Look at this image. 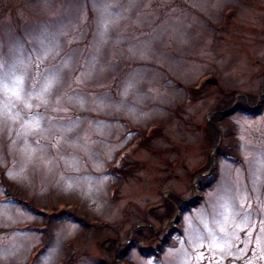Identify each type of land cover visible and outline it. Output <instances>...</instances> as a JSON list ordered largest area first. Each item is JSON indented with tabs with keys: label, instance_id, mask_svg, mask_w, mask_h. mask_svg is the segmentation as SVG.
Instances as JSON below:
<instances>
[{
	"label": "rangeland",
	"instance_id": "374dc122",
	"mask_svg": "<svg viewBox=\"0 0 264 264\" xmlns=\"http://www.w3.org/2000/svg\"><path fill=\"white\" fill-rule=\"evenodd\" d=\"M0 180V264H264V0H0Z\"/></svg>",
	"mask_w": 264,
	"mask_h": 264
},
{
	"label": "trees",
	"instance_id": "16d2710c",
	"mask_svg": "<svg viewBox=\"0 0 264 264\" xmlns=\"http://www.w3.org/2000/svg\"><path fill=\"white\" fill-rule=\"evenodd\" d=\"M194 89H196V88H194ZM229 94H231V92H229V91H226V92H223V94H222V96L221 97H219V98H217V100H219V102L217 101V102H215V106L217 105V108H220L221 109V106L223 107L224 105H226V102L231 98V95H229ZM221 102V103H220ZM240 109L241 111H242V113H245V114H247V113H250L251 115H253V114H256L257 112H256V109H254V110H251L248 106H245V102H241V101H237V106H236V108L235 109ZM215 114H217V115H219V116H221V118L224 116V114H222V113H220V111H218L217 113H215ZM208 119V118H207ZM207 119L206 120H204V124L203 125H205L204 126V128H202V129H204V131H205V133H206V135L208 136V133L209 134H211L212 135V133H211V130H209L210 128H209V126L210 125H208V121H207ZM211 121H212V119H211ZM149 130H150V128H149ZM213 138H214V136H213ZM147 139V138H146ZM144 142H146L145 140H144ZM222 152H223V150H221ZM224 153V152H223ZM226 153V152H225ZM207 160V159H206ZM206 162L207 161H205V163L202 165H199V167L198 168H196L193 172L191 171V172H189V175L190 174H194V173H198L200 170H205L206 169ZM115 172H117V170L115 171ZM121 172H123V171H121V170H119V174H121L122 175V173ZM124 172H125V170H124ZM1 181V180H0ZM205 185H207V183L205 184ZM162 201V203H163V210L162 211H160V213H158V214H156V217L157 218H160L161 216H163V217H168L169 216V214H170V212H169V210H171L170 209V203L169 202H167V200H165V201H163V200H161ZM182 203L183 202H181V205H182ZM71 219H74L75 221H79L80 220V217H78V218H71ZM81 221V220H80ZM144 230H146V232H144ZM136 231H137V233H143L144 232V237L146 238V237H148V235H150V234H152L151 232L153 231V230H150L149 228H147L146 226H140L138 229H136ZM150 233V234H149ZM153 251H150V254L152 253ZM141 253H143V254H145V255H148V253L149 252H145V251H141Z\"/></svg>",
	"mask_w": 264,
	"mask_h": 264
},
{
	"label": "water",
	"instance_id": "95a60500",
	"mask_svg": "<svg viewBox=\"0 0 264 264\" xmlns=\"http://www.w3.org/2000/svg\"><path fill=\"white\" fill-rule=\"evenodd\" d=\"M206 81L213 83L215 80L214 79H208V78H206ZM192 202H195V200H193V199L190 200V202L188 204H190Z\"/></svg>",
	"mask_w": 264,
	"mask_h": 264
}]
</instances>
